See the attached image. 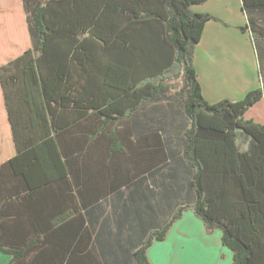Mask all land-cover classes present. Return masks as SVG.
Listing matches in <instances>:
<instances>
[{"label": "trees", "instance_id": "obj_1", "mask_svg": "<svg viewBox=\"0 0 264 264\" xmlns=\"http://www.w3.org/2000/svg\"><path fill=\"white\" fill-rule=\"evenodd\" d=\"M205 1L144 7L163 26L161 37L120 32L126 19L115 9L134 12L139 0H21L23 18L19 10L3 14L0 253L7 264H149L152 243L189 210L207 234L221 233L232 264H264V125L248 117L264 96V74L241 101L205 102L192 53L214 18L191 11ZM241 2L258 52L264 0ZM157 98L183 113L176 149L135 130V113ZM132 198L148 209L132 208Z\"/></svg>", "mask_w": 264, "mask_h": 264}, {"label": "crops", "instance_id": "obj_2", "mask_svg": "<svg viewBox=\"0 0 264 264\" xmlns=\"http://www.w3.org/2000/svg\"><path fill=\"white\" fill-rule=\"evenodd\" d=\"M137 5L134 12L121 13L115 9V15L126 19L120 32L125 29L124 33L128 36H163L164 30L159 20L144 12V7L147 10L159 9V0H139ZM241 7V0H206L201 5L191 6L193 13H207L214 18L205 22L202 37L192 53V67L208 104L241 101L248 92L262 86L259 70L264 74V45L258 52L253 48L246 29L247 19ZM13 10H19L20 18H23L21 0H0V20L3 14ZM135 115L136 132L157 133L172 143L185 126L183 113L172 99L157 98L141 106ZM155 115L160 117L159 124L148 123L142 118L147 117L148 120ZM248 117L264 125V96L249 110ZM132 200V208L139 206L145 209L149 206L140 205L135 198ZM169 213L171 208L167 209L166 217ZM166 217L163 219L166 220ZM122 223V235L125 237L126 220ZM136 228L146 229L143 224L136 225ZM220 240L219 231L207 234L201 220L189 210L169 228L162 242L152 243L146 255L149 264H232V254L221 245Z\"/></svg>", "mask_w": 264, "mask_h": 264}, {"label": "rangeland", "instance_id": "obj_3", "mask_svg": "<svg viewBox=\"0 0 264 264\" xmlns=\"http://www.w3.org/2000/svg\"><path fill=\"white\" fill-rule=\"evenodd\" d=\"M177 145L178 144L176 142H174V143H172L171 147L173 149H176ZM7 261H8V257L6 255H3V254L0 253V264H6Z\"/></svg>", "mask_w": 264, "mask_h": 264}]
</instances>
